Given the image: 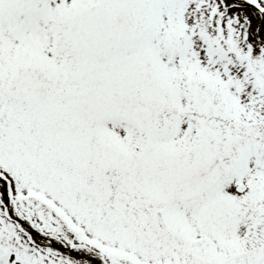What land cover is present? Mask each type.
Masks as SVG:
<instances>
[{"label":"snow or ice","instance_id":"snow-or-ice-1","mask_svg":"<svg viewBox=\"0 0 264 264\" xmlns=\"http://www.w3.org/2000/svg\"><path fill=\"white\" fill-rule=\"evenodd\" d=\"M0 264H264V0H0Z\"/></svg>","mask_w":264,"mask_h":264}]
</instances>
